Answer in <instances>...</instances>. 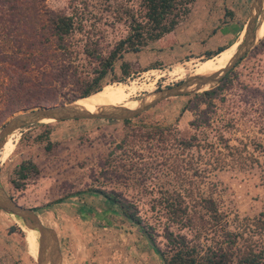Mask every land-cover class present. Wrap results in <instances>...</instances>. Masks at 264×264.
Listing matches in <instances>:
<instances>
[{
	"label": "rangeland",
	"instance_id": "rangeland-1",
	"mask_svg": "<svg viewBox=\"0 0 264 264\" xmlns=\"http://www.w3.org/2000/svg\"><path fill=\"white\" fill-rule=\"evenodd\" d=\"M197 1L191 24L202 21L201 12H207L208 6L226 8L228 4L230 9L224 19H219V26L237 22L242 27H246L254 2ZM29 2L65 15L79 7L85 28L72 37V42L82 50L89 32L91 42L100 44L104 56L129 33L124 10H139L137 0H28L24 2L27 13H35ZM6 10L0 2L4 27L9 18ZM243 38L244 32L237 43L229 45L235 54ZM263 39L259 38L256 47L208 90L218 89L212 98L202 96L204 92L170 98L129 123L74 120L31 125L8 139L0 154V183L17 203L36 209L43 223L56 230L62 264H164L154 247L166 249L167 215L152 210L161 209L162 192L181 194L201 214L203 201L212 199L226 215L232 231L260 217L264 212ZM163 51L151 44L140 54H126L124 61L132 66L131 76L122 77L119 61L116 79L109 75L106 85H136L135 91L126 93L123 103L138 101L184 82L200 62L208 59L206 55L174 52L164 55ZM81 58L88 66L89 59ZM120 78L123 82L118 81ZM24 162L34 163L39 172L23 182L24 188L16 189L12 180ZM96 191L115 193L134 205L142 226L155 227L152 243L144 238V231L116 214L104 217L107 210L119 209ZM82 208L94 212L88 214ZM22 229L18 220L0 210V264H37ZM182 233L193 236L189 231ZM263 238L254 240L264 246ZM200 243L206 244V240Z\"/></svg>",
	"mask_w": 264,
	"mask_h": 264
},
{
	"label": "trees",
	"instance_id": "trees-1",
	"mask_svg": "<svg viewBox=\"0 0 264 264\" xmlns=\"http://www.w3.org/2000/svg\"><path fill=\"white\" fill-rule=\"evenodd\" d=\"M25 1L28 2L0 0L7 7L4 14L9 17L5 27L0 22V125L19 111L80 101L108 86L123 84L106 85L109 75L117 77L116 64L121 61L122 77H130L132 66L124 61V56L140 54L174 32L189 17L197 0H137V12L131 9L123 12L129 21L128 35L106 56L101 53L99 43L91 42L89 32L82 50L77 48L78 43L72 42V37L83 33L85 28V16L79 7H75L71 15H65L48 11L44 6L39 9L34 5L36 3L29 2L35 13H27ZM82 3L86 4L85 1ZM260 45L264 46V39ZM229 47L206 54L207 60ZM81 55L89 59L88 66L81 61ZM217 94L218 89H214L201 95L212 98ZM38 172L34 163L24 162L16 169L12 185L22 189L23 182ZM95 193L102 194L107 203L119 209L107 210L104 217L116 214L124 222L144 231L143 236L148 242L154 240L155 227L145 229L142 226L134 205L126 199L120 200L115 193ZM161 198V209L153 207L152 210L167 215L166 249L154 247L164 264H264V246L254 240L257 236L264 237V212L257 220H252L253 223L241 224L238 231H232L226 215L212 199L203 201L201 209L204 213L201 214L179 193L162 192ZM84 209L88 214L94 212L90 208H82V211ZM184 231L192 233V238L183 234ZM202 240H206V244L200 243Z\"/></svg>",
	"mask_w": 264,
	"mask_h": 264
},
{
	"label": "water",
	"instance_id": "water-1",
	"mask_svg": "<svg viewBox=\"0 0 264 264\" xmlns=\"http://www.w3.org/2000/svg\"><path fill=\"white\" fill-rule=\"evenodd\" d=\"M263 20L264 0H254L250 17L245 27L244 38L227 67L207 76H190L182 83L148 94L137 101L138 106L135 109L121 106L99 109L96 112H90L77 106V100L52 107L27 109L15 114L0 129V154L8 139L16 131L31 125L74 120H132L141 114L149 112L170 98L189 94H198L216 87L220 81L226 77L251 50L256 47L259 41L258 32L262 26L260 23H262ZM0 210L18 220L22 227L37 232V264H62L60 241L56 230L43 223L36 209L26 208L17 203L1 183ZM149 243L152 242L149 241ZM154 251L157 252L156 248Z\"/></svg>",
	"mask_w": 264,
	"mask_h": 264
},
{
	"label": "crops",
	"instance_id": "crops-1",
	"mask_svg": "<svg viewBox=\"0 0 264 264\" xmlns=\"http://www.w3.org/2000/svg\"><path fill=\"white\" fill-rule=\"evenodd\" d=\"M191 8L192 15L195 13V5ZM230 9L228 4L224 7L217 5L208 6L207 12H201L203 19L199 23H190V17L182 22L169 35L152 44L154 48L164 49L163 54L174 52L177 55H194L203 57L208 53L217 51L220 47H226L237 43L245 30V26L236 24L228 25V23L219 26V19H224L226 12ZM237 16L235 10H231ZM233 14L231 15V17ZM233 18V17H232ZM235 19V17H234ZM238 24V26H237ZM165 46H162V43ZM169 44V45H168ZM226 45V46H225Z\"/></svg>",
	"mask_w": 264,
	"mask_h": 264
},
{
	"label": "bare ground",
	"instance_id": "bare-ground-1",
	"mask_svg": "<svg viewBox=\"0 0 264 264\" xmlns=\"http://www.w3.org/2000/svg\"><path fill=\"white\" fill-rule=\"evenodd\" d=\"M260 24L262 26L259 29L258 37L262 38L264 36V20ZM244 35H245V31H244ZM234 55H235V50L229 48L223 53H221L216 59L202 61L196 66V69L192 74V76H207L212 73L223 70L225 67L228 66ZM135 86H127L124 84L108 86L104 90H102L101 92L95 95L77 101L76 105L90 112H96L99 109H108L111 107H121V106L135 109L138 106L137 101H128L123 103L126 93L128 91H133L135 89ZM22 230L28 236V241L30 242V249H29L30 252L33 254L34 259H37L38 256L37 232L31 229H26L25 227H23Z\"/></svg>",
	"mask_w": 264,
	"mask_h": 264
},
{
	"label": "flooded vegetation",
	"instance_id": "flooded-vegetation-1",
	"mask_svg": "<svg viewBox=\"0 0 264 264\" xmlns=\"http://www.w3.org/2000/svg\"><path fill=\"white\" fill-rule=\"evenodd\" d=\"M13 198V197H12ZM14 199V198H13Z\"/></svg>",
	"mask_w": 264,
	"mask_h": 264
}]
</instances>
